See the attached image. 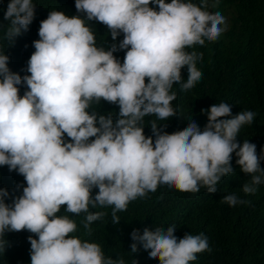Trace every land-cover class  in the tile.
Instances as JSON below:
<instances>
[{
  "label": "clouds",
  "instance_id": "clouds-1",
  "mask_svg": "<svg viewBox=\"0 0 264 264\" xmlns=\"http://www.w3.org/2000/svg\"><path fill=\"white\" fill-rule=\"evenodd\" d=\"M207 7L206 0L201 5L191 0H75L83 17L49 11L40 21L39 39L27 61L29 75L12 72L8 55L0 54V166L26 182L11 204L5 202L9 191L0 188V237L32 233L31 264H125L123 258H106L97 243L73 236L77 225L68 215H57L62 207L74 216L86 214L83 227L91 235L92 223L108 213L90 208L111 207V221L119 224L118 212L159 185L215 193L221 178L235 172L233 153L240 171L251 176L242 186L245 195L264 183V149L258 155L254 143L237 141L241 127L257 115L252 111L232 115L230 104L216 103L201 109L207 115L203 129L191 117L183 130L168 133L166 124L153 120L152 135L144 134V117L176 116L174 84L188 91L201 79L196 64L203 54L186 49L215 41L226 23ZM34 17L32 0H9L4 19L10 21L5 33L10 43ZM93 20L106 26L113 41L121 33L123 39L107 50L98 46L86 24ZM118 50H126L122 63L114 56ZM20 85H26L23 96ZM102 100L119 112L89 111ZM93 189H98L95 196ZM221 203L251 201L229 194ZM175 229L145 228L143 234L134 229L131 253L142 246L159 264H190L197 253L211 252L203 233L178 238ZM6 244L0 239V251Z\"/></svg>",
  "mask_w": 264,
  "mask_h": 264
},
{
  "label": "trees",
  "instance_id": "trees-1",
  "mask_svg": "<svg viewBox=\"0 0 264 264\" xmlns=\"http://www.w3.org/2000/svg\"><path fill=\"white\" fill-rule=\"evenodd\" d=\"M35 5V17L27 31L14 38H6L5 33L10 21L4 19L9 0H0V54L9 57L8 67L21 76L26 72L27 61L35 51L33 41L39 39L40 21L47 18L49 11H63L68 16L80 15L75 8V0H32ZM171 2V0H166ZM201 5V0H191ZM207 11L219 12L225 17L224 31L215 41H205L204 45H194L186 49L189 53H202V59L196 67L202 73L201 79L188 91H182L174 84L171 92L176 99L171 102L176 116L168 120H159L154 115L146 116L142 126L144 134L151 136L150 121L158 125L166 124L163 131L172 133L187 127L193 120L203 129L207 115L201 109H208L221 102L232 106V115L240 111L256 113L251 124L241 127L237 141L248 140L256 145L259 155L264 149V0H206ZM216 5L213 7V5ZM156 7L155 5H150ZM96 36L98 46L107 50L111 44L123 39L121 33L116 41L112 40L106 26L97 21H86ZM126 50H118L114 56L123 62ZM182 78L188 77L187 67L181 70ZM147 82V81H146ZM23 96L26 85L18 86ZM89 111L100 114L119 112L115 104L101 101L93 103ZM116 117L114 116V119ZM67 139V138H66ZM237 157L233 153L231 161L235 172L222 177L215 193H208L204 187L197 193L181 192L167 185H159L155 192L131 201L125 211L118 212L119 224L111 221V207L90 208V211L108 213L102 220L92 223V234L88 235L83 227L84 213L74 216L62 207L57 215H68L77 225L72 235L88 242L100 245L104 256L113 259L123 258L125 264H159L158 259H149V251L141 246L137 253H131L133 243L131 232L138 229L141 234L145 228L155 231L157 227L166 230L175 225L174 235L182 238L185 233L208 238L211 252L197 253L196 260L190 264H264V183L257 185L255 194L245 195L242 186L251 176L240 171L236 165ZM264 168V160L261 161ZM17 185H20L17 188ZM26 182L16 171L0 166V188L9 191L5 202L12 203L14 196L22 195ZM98 189H93L95 196ZM235 194L239 199L251 201V204L230 206L221 203L225 195ZM33 235L27 230L6 232L0 239L7 241L4 251H0V264H31L30 242ZM34 238H38L35 237Z\"/></svg>",
  "mask_w": 264,
  "mask_h": 264
}]
</instances>
